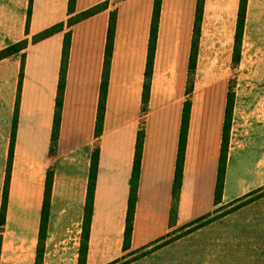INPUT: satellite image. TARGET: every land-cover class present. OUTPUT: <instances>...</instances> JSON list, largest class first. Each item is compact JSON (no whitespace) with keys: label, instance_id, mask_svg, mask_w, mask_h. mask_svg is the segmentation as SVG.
I'll return each instance as SVG.
<instances>
[{"label":"crops","instance_id":"obj_1","mask_svg":"<svg viewBox=\"0 0 264 264\" xmlns=\"http://www.w3.org/2000/svg\"><path fill=\"white\" fill-rule=\"evenodd\" d=\"M240 2L204 0L182 183L175 197L198 0H162L150 78L146 69L155 0H76L73 13L69 0H33L30 20V0H0V51L28 40L23 51L0 60V208L10 165L0 264H35L50 170L53 184L43 264H79L92 155L97 148L86 264L111 263L264 187V0H247L240 60L234 63ZM103 3L106 7L92 16L68 24L69 18ZM114 11L104 121L97 136ZM60 23L62 30L33 40ZM66 33H71L66 86L57 149L51 154ZM230 85L235 102L224 188L216 201ZM142 126L141 172L126 248L130 179ZM252 203L263 202L248 204ZM224 234L203 227L192 232V239L204 246L212 235Z\"/></svg>","mask_w":264,"mask_h":264},{"label":"trees","instance_id":"obj_2","mask_svg":"<svg viewBox=\"0 0 264 264\" xmlns=\"http://www.w3.org/2000/svg\"><path fill=\"white\" fill-rule=\"evenodd\" d=\"M32 2L33 0H30V7L28 10L29 20H30L31 13H32ZM75 2L76 0H69L70 13L74 12ZM161 3H162V0H155L151 37H150V46H149V57H148V63H147V69H146V78H150L152 75V71H153L154 55H155V50H156L157 28H158V22H159L160 12H161ZM246 4H247V0H241L239 16H238L237 31L235 35L236 45H235V53H234V63H238L240 60V44L242 41V35L244 31ZM106 5L107 3H103V4L87 9L83 11L82 13L69 18L68 24L73 25L79 20L90 17L93 14H95L97 11L105 8ZM203 7H204V0H198L196 28H195V34H194V39H193V49H192V54H191L190 63H189V70H193L196 67V40H197V34H198V24L202 17ZM29 20H28V23H29ZM115 24H116V12L114 11L111 13V17H110L104 78H103V82L101 85V97H100L98 117H97V123H96V135L97 136H99L102 131L103 121H104L105 97H106L107 84H108V81H107L108 80V69H109V64H110V54H111V49H112V39H113ZM62 29H63V23L56 24L44 30L43 32L35 35L33 37V40L34 41L41 40ZM70 42H71V33H66L65 39H64L63 58H62V66H61V73H60V81H59V86H58V94L56 98L54 128H53L52 143H51V148H50L51 154L56 153L57 143L59 139L61 113H62V108H63L65 86H66V74H67V68H68ZM27 45H28V40L24 39V40H21L19 42H16L6 47L5 49L0 51V60L5 57H9L14 54L20 53L27 47ZM22 58L24 62L25 53L22 54ZM190 92H191V89L187 90L188 94ZM147 99H148V86L146 83L145 89H144V96H143L144 104L147 103ZM19 102H20V87H19L18 100L16 103V114H15V120H14L15 127H14V132H13V137H12V147L14 145V139H15V128H16L18 109H19ZM234 102H235V90H234V86L230 85V89L228 93V103H227V109H226V119H225V124H224L222 153H221V158H220L218 180H217V187H216V201H220L221 196H222V191L224 188L226 164H227L229 130H230V126L232 123ZM190 111H191V102L186 100L184 103V109H183L180 147H179L178 160H177L176 177H175V182H174V196L175 197L179 195V190H180L181 183H182L183 167H184V161H185V150H186L189 121H190ZM144 138H145V132H144V127L142 126V128L138 132L136 156H135L132 176L130 179L129 210H128V217H127V226H126V231H125V245H124L126 248L130 244V237H131V232H132V214H133L134 207L137 201L138 183H139L140 172H141V156H142ZM99 152H100L99 148H97L93 152V155H92L87 200H86V204L84 208L82 244L80 247V258H79L80 262L83 261L84 258H86V253L88 250L90 227H91L92 217L94 213V196H95L96 183H97ZM12 153L13 151L11 150L10 151V161H11ZM9 179H10V165L8 167V174H7V179H6L5 191H4V201H3L2 209H1V215H2L1 223L2 224L4 223L5 213H6L7 203H8L7 200H8ZM52 184H53V172L50 170L48 171V174H47L45 201H44V206L42 209V218H41L40 233H39L38 251H37L38 252V262H39V259L43 255L44 243L47 237ZM255 194L258 195V197L263 196L264 187L253 191L249 195H251L252 197Z\"/></svg>","mask_w":264,"mask_h":264},{"label":"rangeland","instance_id":"obj_3","mask_svg":"<svg viewBox=\"0 0 264 264\" xmlns=\"http://www.w3.org/2000/svg\"><path fill=\"white\" fill-rule=\"evenodd\" d=\"M193 71L194 69L189 70L187 90L192 89ZM231 80L235 79L232 77ZM186 100H191L190 93L186 96ZM258 199V195L255 194L250 198L218 208L207 218L200 219L193 225L188 224L174 229L165 238L121 256L108 264H192L201 261L222 264H264V198ZM3 201L4 197L0 208V252L5 242L4 224L1 223ZM255 201L263 203L248 204ZM203 227H208L211 232L223 230L224 233H231V235L224 234L221 238L212 235L202 246L200 240L192 239V232ZM45 251L46 240L39 262L38 252H36L35 264L44 263ZM87 257L88 250L86 258L81 262L79 259V264H86Z\"/></svg>","mask_w":264,"mask_h":264}]
</instances>
